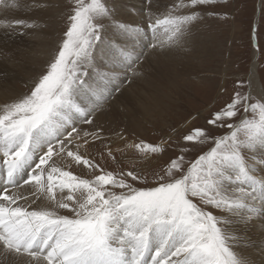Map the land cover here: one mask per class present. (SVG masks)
<instances>
[{
	"label": "snow or ice",
	"instance_id": "snow-or-ice-1",
	"mask_svg": "<svg viewBox=\"0 0 264 264\" xmlns=\"http://www.w3.org/2000/svg\"><path fill=\"white\" fill-rule=\"evenodd\" d=\"M66 2L69 24L46 70L28 93L0 100V264H254L245 245H258L247 230L264 235V82L255 73L234 81L209 127L184 135L180 152L151 173L152 184L146 169L173 134L156 144L128 143L127 129L106 136L96 123L124 79L141 75L146 50L191 51L201 9L216 0H173L162 14L147 0V30L117 19L106 0ZM54 7L50 0H0L5 15ZM38 27L0 20L8 36ZM109 30L116 39H106ZM148 31L151 41L137 50L133 41ZM219 128L228 132L216 136ZM209 142V151L186 163L187 150ZM98 143L101 160L116 171L90 158ZM132 149L138 158L130 163L140 167L125 171L120 165ZM73 165L94 178L73 175Z\"/></svg>",
	"mask_w": 264,
	"mask_h": 264
},
{
	"label": "rangeland",
	"instance_id": "rangeland-1",
	"mask_svg": "<svg viewBox=\"0 0 264 264\" xmlns=\"http://www.w3.org/2000/svg\"><path fill=\"white\" fill-rule=\"evenodd\" d=\"M119 1L121 0H106L110 6L114 5L116 7L117 19L118 9L121 5ZM50 2L56 5V8H53L56 11V18L49 21L52 25L50 35L53 36V49L49 61H51L58 45L64 39V33L69 24L68 16L71 14L69 11L70 6L66 0H54V2L50 0ZM126 8L130 12L132 11L128 6ZM210 13H213V15H210ZM140 14L145 15L146 12H141ZM3 15L9 17L8 20H29L28 15L24 11H15ZM201 15L202 19L193 27H200V31L198 32L203 33L202 35L207 40L205 45L208 46V49L211 46L212 49L208 54L204 53V51L197 55V59L192 54L193 50L187 51L188 60L183 63L195 65V69H191L192 72H187L183 76L176 77L174 75L175 84L173 86H170L172 84L168 86L164 85V87L161 85L159 86V88L161 87V91L150 92L149 89L151 87H147L146 79L149 77L148 79H151L153 82L155 81L154 85L159 82L156 81V66L150 62L148 63L149 65L144 63L146 62L144 58L138 66V71L142 75L137 76L140 77L146 74L144 81H138L135 76H131L130 81L124 79L123 88L121 87L120 92L109 101V104L106 106L107 111L104 114L105 116L102 115L99 120L106 136L111 135L114 137L115 132L127 129L124 134L127 137L128 143H138L140 140H143L156 144L160 142L162 137L167 138L170 133L173 134L172 138L174 142L166 146V151L163 153L161 159L146 169L149 184L154 182L151 173L159 171L170 157H175L180 152L181 147L185 143L183 136L188 134L192 129L209 127L207 120L229 100L234 81L248 77L252 52L255 47L259 54L257 69L259 81L260 83L264 82V0H216L213 7L201 9ZM256 16L258 18L257 29L255 31ZM34 17L35 13H33ZM37 32L39 36H42L41 29ZM29 35L28 33L26 34V36ZM22 36L18 34L15 37L13 35L7 36V42L12 48L23 47L24 43L22 39L18 41ZM108 38L116 39L117 36L109 30L106 39ZM48 63L40 64V73L46 70ZM143 66L145 70H143ZM141 67L143 68L142 70ZM134 79L135 81H133ZM124 88H126L128 93L126 90H122ZM22 90L23 94L28 93L29 87ZM112 107H118L117 117H114L113 112L109 110ZM81 126L92 127H89V125ZM227 132V128H219L215 130L214 134L221 136ZM212 146L211 142H209L187 150L185 152L186 163L194 162L199 155L209 151ZM90 151V158H94L95 162L105 167V171L117 170L116 166L107 157H105L107 165H105V160H101L99 153L103 151L102 144L98 143ZM121 156L122 154L117 153V159H121ZM134 158L138 157L136 151L132 149L126 153L120 166L125 171L132 167H140L138 163L135 165L130 163ZM60 163H62L60 166H64L63 161H60ZM69 170L72 171L73 175H77L81 179L90 180L94 178L93 172L84 168L83 165H73ZM95 174L98 175L99 172ZM136 186L145 187L146 185L137 184ZM115 191L119 192L120 190L116 189ZM58 211L62 214L70 215V213L63 209H59Z\"/></svg>",
	"mask_w": 264,
	"mask_h": 264
},
{
	"label": "bare ground",
	"instance_id": "bare-ground-1",
	"mask_svg": "<svg viewBox=\"0 0 264 264\" xmlns=\"http://www.w3.org/2000/svg\"><path fill=\"white\" fill-rule=\"evenodd\" d=\"M120 3L121 5L119 6L118 9V19L124 22L133 23L147 30V23H148L147 14L145 15L140 14L141 12L147 13V11L149 10L147 5V0H133V1L121 0L119 1V4ZM172 3L173 0H152L151 12L153 14H158V13L162 14L165 11L166 7L170 6ZM125 6L126 7L128 6V8L130 7L132 11L130 12ZM53 18H56V11L54 9L46 12H37L35 13L34 18H33V14L31 16L28 15V19H29L28 21L34 20L37 24L40 25V27H38L36 30L25 29L26 33L30 35L29 36L23 35L22 38L19 37L20 40H18L21 41L22 39V42L24 43L23 47L18 46L17 48L14 47L12 48V46H10V44L7 42L8 39L6 37L8 35H5L3 30H0V38H1L0 39V72L6 73V76L4 78H0V100H3L6 96L15 97V96H19L21 93L23 94L22 89L23 88L27 89V87L30 86L32 79L35 78L38 73H40V69H41L40 64L48 63L53 49V43H52L53 36L50 35L52 25L51 22L49 21L52 20ZM257 18L258 16H256V22L254 26L255 31L257 29ZM8 19L9 17H6L2 13H0V20H8ZM199 28L200 27L192 28L190 43L188 45V48H191V50H193L192 54L196 59L198 58L197 55L201 54L204 51H205L204 53L208 54L212 49L211 46L208 49V46L205 45V43H207V40L202 35L203 33L198 32L200 31ZM39 29H41L42 31L41 33H43L42 36H39L37 34L38 33L37 31ZM15 35L16 34H14L13 36L15 37ZM151 39H152L151 32L148 31L146 37L143 34H141L137 39L133 41V43L135 44L136 49L139 50L142 45L150 42ZM5 42H7V44H5ZM146 51H148L149 54L144 57L146 59L145 60L146 62L144 63L148 64L150 62L156 66L155 67V73L157 77L156 81L159 82L158 84L154 85L155 81L154 82L151 81V79H148L149 77L146 79L147 87H151V89H149L150 92H154L156 90L161 91V87L159 88V86L161 85L164 87V85L168 86L169 84H172L170 86H173L175 84L174 75L176 77L183 76V74H186L187 72H192L191 69L193 70L195 69L194 64H193L194 66H192L190 63L189 64L183 63L188 60L187 51L185 50L178 49L174 51H167V50L157 49L155 52H152L151 50H146ZM100 55L101 54L97 52V62H101ZM258 59H259V54L257 48L255 47L252 52V60H251L249 75L255 73L256 81L257 84L259 85L261 83L259 81V77L257 73ZM179 63L182 64L179 65ZM143 68L141 67V70ZM143 70H145V68ZM145 75L146 74L140 77L137 76L135 77H137L138 81H142V80L144 81L146 77ZM135 79L133 81H135ZM122 90H126V88ZM111 109L109 110L113 112L112 113L113 116L117 117L118 107L116 108L112 107ZM101 117L102 116H100L99 119L96 121L98 125H101V122H99ZM81 127L88 128V126H81ZM59 163L60 161H58V165L62 164ZM247 235L253 241L256 242L258 247L256 249H252L250 244L245 245V247L247 248L245 254L248 255L254 261V264H264V255H262L260 251L261 248H264V235H261L259 232L256 231H252L251 229L247 230Z\"/></svg>",
	"mask_w": 264,
	"mask_h": 264
},
{
	"label": "water",
	"instance_id": "water-1",
	"mask_svg": "<svg viewBox=\"0 0 264 264\" xmlns=\"http://www.w3.org/2000/svg\"><path fill=\"white\" fill-rule=\"evenodd\" d=\"M253 36H254V33H253Z\"/></svg>",
	"mask_w": 264,
	"mask_h": 264
}]
</instances>
